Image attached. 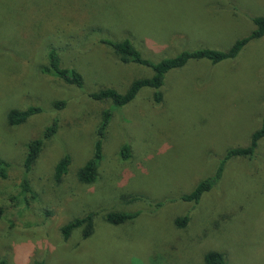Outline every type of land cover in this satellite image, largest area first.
<instances>
[{
    "label": "rangeland",
    "instance_id": "374dc122",
    "mask_svg": "<svg viewBox=\"0 0 264 264\" xmlns=\"http://www.w3.org/2000/svg\"><path fill=\"white\" fill-rule=\"evenodd\" d=\"M264 16V0H0V264H206L211 251L228 264H264V140L253 160L231 161L218 189L198 205L181 200L215 173L231 148L249 145L264 117V39L235 60L217 65L191 61L172 71L164 100L144 88L123 108L93 100L91 93H125L150 68L122 63L101 43L131 38L145 58L160 62L185 50H227ZM59 50L62 65L84 77V89L42 74ZM65 102L60 109L56 103ZM40 108L25 124L11 126L12 110ZM102 160L94 183L79 172L94 156L104 113ZM29 173V144L54 122ZM131 157L123 160L124 145ZM70 156L56 181L58 163ZM139 212L112 226V212ZM92 214L94 230L65 238L62 229ZM190 216L185 229L175 221Z\"/></svg>",
    "mask_w": 264,
    "mask_h": 264
},
{
    "label": "trees",
    "instance_id": "16d2710c",
    "mask_svg": "<svg viewBox=\"0 0 264 264\" xmlns=\"http://www.w3.org/2000/svg\"><path fill=\"white\" fill-rule=\"evenodd\" d=\"M255 28L253 31L237 40L227 50H216L206 47H197L183 51L181 54L173 58H168L160 62H153L144 57L141 50H139L131 38L126 37L121 41L114 40L110 37L101 38V43L109 47L117 55V58L125 64H136L152 69L153 76L148 78L137 79L130 84L125 93H120L115 89L107 88L99 92L91 93L90 97L99 102L110 101L114 107L123 108L130 105L138 96L140 91L144 88H151L154 90V101L161 104L164 100V87L168 76L172 71L182 69L191 61H208L213 65L220 64L228 60L237 59L247 45L253 41H260L264 39V16H256L251 18ZM48 65L42 67V74H48L62 80L66 84L75 86L76 88L84 89V77L76 69L65 68L62 65L61 54L59 50L53 49L48 56ZM65 105V102L56 103V108L60 109ZM42 112L40 108L31 107L27 110H12L8 115V122L11 126H19L25 124L33 115ZM112 111L107 110L104 113V121L98 130V140L95 143L94 156L88 163L81 168L79 172V179L82 183L91 184L97 180L98 167L102 160L103 138L105 130L110 122ZM58 131V124L55 121L53 125L48 127L44 132L42 138L32 141L28 146V153L25 159V176L21 183L23 193H34L29 182V173L34 164L37 162L41 151L44 147L45 141L54 137ZM264 140V117L260 128L255 130L246 147H237L229 149L226 154L220 159L215 173L202 180L197 187L189 194L183 195L181 200L184 202L198 205L203 197L218 189L219 184L224 176L227 165L233 160L248 159L253 160L256 157L260 142ZM123 160H128L131 157V148L129 145H124L120 153ZM71 164L70 156L66 155L56 166L55 177L56 181L60 182L68 173ZM9 164L0 161V175L3 178L7 177ZM3 214V209H0V217ZM140 216L139 212H112L105 217L107 223L112 226H120L136 220ZM189 215L179 217L175 221V225L179 229H185L190 223ZM84 228L83 234L86 238L92 235L94 230V218L90 214L83 219H78L66 225L62 231L65 238H69L71 234L79 229ZM204 261L206 264H228L226 255L221 252L211 251L205 254ZM2 264H5L4 262ZM34 264H43L36 262Z\"/></svg>",
    "mask_w": 264,
    "mask_h": 264
}]
</instances>
